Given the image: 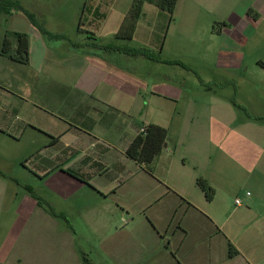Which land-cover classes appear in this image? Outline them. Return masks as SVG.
Wrapping results in <instances>:
<instances>
[{
    "label": "crops",
    "instance_id": "1",
    "mask_svg": "<svg viewBox=\"0 0 264 264\" xmlns=\"http://www.w3.org/2000/svg\"><path fill=\"white\" fill-rule=\"evenodd\" d=\"M133 2L96 0L90 28L100 18L106 23L122 4L111 31L115 39ZM260 29L264 0H178L172 21L146 3L131 40L137 47L117 45L159 52L187 69L100 51L97 41L52 39L31 23L25 31L0 30V52L6 32H18L29 36L30 53L27 65L0 54V135L32 142L25 170L34 164L37 177L51 183L43 201L48 209L27 197L14 224L7 197L16 180L0 171V264H85L91 249L102 255L96 262L86 258L90 264H157V250L143 246L137 230L142 210L150 212L154 241L180 231L181 264H264V88L241 89L231 74L224 86H186L191 71L201 84L208 81L182 57L209 36L220 42L219 72L239 70L242 49ZM140 79H148L145 87ZM195 94L211 96V103L194 100ZM150 125L166 129L168 137L156 160L143 167L127 150ZM239 174L248 181L246 193L235 188ZM145 179L157 194L141 205ZM199 180L214 190L212 201ZM127 194L135 196L137 208L124 201ZM34 217L37 230L31 228ZM68 222L84 227L79 232Z\"/></svg>",
    "mask_w": 264,
    "mask_h": 264
},
{
    "label": "rangeland",
    "instance_id": "2",
    "mask_svg": "<svg viewBox=\"0 0 264 264\" xmlns=\"http://www.w3.org/2000/svg\"><path fill=\"white\" fill-rule=\"evenodd\" d=\"M11 1L18 2L25 10L34 14L37 20L47 29L49 28L51 31L61 33L64 39H68L72 42H85L86 40H90V38H92L91 34L94 32L96 35H98V40L102 41V43H104V41L114 43L115 39L114 36L112 37L111 31L114 29L113 25H116L119 22V17L117 14H115V12L123 10L121 9L122 4L114 6L111 10L112 14H109L108 21L105 23L100 18L96 22L95 26H93L92 30L89 25V22L91 21L90 10L94 5H96V0ZM98 5L99 4H97V6ZM81 21H83L82 25ZM30 23L31 22L29 19L23 13L14 11L11 16L6 14L1 15L0 30L1 32L3 30L25 31L27 26H30ZM108 30H110V32H108V34L111 35L110 38L107 34ZM257 34V40L255 39L250 41L249 46L242 49V54L245 55V59L242 64V68L239 70H222L219 72L216 65L217 52L220 49V42L211 40L209 36H206L203 46L185 48L184 56L182 57L185 58L190 66L194 67L196 71L199 72V75L203 78V80L208 81L207 85L201 84L202 82L197 77H195L193 75L194 73L191 71V73L185 74L186 86L189 85L190 87L204 88L212 87L216 83H222V86H224V83L227 81L226 77L231 74L236 77V81L241 87H243L241 89L245 90L254 87L264 88V70L260 64V61H264V38L261 37V35L264 34L263 29H260ZM131 40L126 42V44H130L129 46L132 47H137L138 43H133ZM81 53L84 52L81 51ZM141 69L144 71L143 73L149 71L148 67H142ZM146 80L140 79L141 84L144 87L148 82ZM174 82L175 86H181L178 84L179 80ZM191 98L196 101L201 100L202 102H207V104L211 103V96L209 95L205 96V94H195L192 95ZM33 149L34 144L27 139L21 141L20 143H15L0 135V171L7 173L11 179L17 181L16 184V181L14 182V187L12 190H9L7 197V209H9L12 215V221L14 224L17 222V212L22 206V202L25 198H33L42 207H46L44 202L48 200L47 191L45 190H47L46 187H48V184H51L50 181L48 184H46L37 177V171L34 164H27L28 169L25 170L27 163L26 161L29 159V154L31 151H33ZM243 173L240 172L241 175ZM240 174L235 179V188L243 189V191L246 193L248 181L242 178ZM140 188L141 196L137 198H140L141 205H144L145 202L151 201L153 196L157 194V187L146 179L143 180ZM134 199L135 196H132V194H127L124 196V201L128 204H133L135 202ZM237 199H240L241 202L243 200L241 195H239ZM90 201L85 202L83 205L88 204ZM135 206L136 208L138 207L137 201L135 202ZM149 214L150 212L142 210L141 215H139L137 218V221L142 220L140 228H137V230H140L142 237H144L143 240L141 239V244H143V246L144 244H147L148 246L154 247L157 250V264H167V261L165 260V254H168L169 256L168 264H181L183 258L181 252L179 251L180 231H177V228H174V230L176 229V232L171 230L163 235V239L154 241L153 238H151V235H149L153 230V224L148 218ZM35 215L36 213L34 216ZM31 222H33L32 224L29 223L31 224V228L35 225V230H37V217H34ZM64 224L66 223L64 222ZM67 225H72L79 232L84 227L83 224L73 222L72 224L68 222ZM138 225L139 224H136V226ZM92 240L95 247H98L97 243H100V240L95 235ZM155 242L157 243L154 244ZM100 255L102 254L99 249H91L86 255L83 256V261L85 262V257L96 262ZM85 264L87 263L85 262Z\"/></svg>",
    "mask_w": 264,
    "mask_h": 264
},
{
    "label": "trees",
    "instance_id": "3",
    "mask_svg": "<svg viewBox=\"0 0 264 264\" xmlns=\"http://www.w3.org/2000/svg\"><path fill=\"white\" fill-rule=\"evenodd\" d=\"M146 3L154 5L161 12L166 13L170 21H172L178 0H134L130 12L126 16L121 29L115 36V42L102 44L99 40L94 38V34H91L92 38H90V40L99 42L97 44H93L94 48L105 52H121L127 55L142 56L149 60L163 62L168 65L180 66L187 69V67L180 61L162 60L159 52L157 54H153L149 50L127 49L117 45L120 41H130L133 39L137 22L142 15L143 6ZM14 11L23 13L42 35L52 39H64L62 35H53L48 32L44 28V25L37 20L36 16L25 10L18 2L0 0V15H11ZM251 13L252 12H250V14ZM82 24L83 21H81V25ZM0 54L2 57L16 63L23 65L29 64V36L25 33L6 32ZM167 137L168 132L166 129L157 125H150L146 127L145 133H140L139 136L132 142L127 150V156L143 167H149L165 148ZM198 185L206 194L207 200L212 201L214 197V190L211 189L204 180H199ZM84 259L87 264H90L85 257Z\"/></svg>",
    "mask_w": 264,
    "mask_h": 264
},
{
    "label": "built area",
    "instance_id": "4",
    "mask_svg": "<svg viewBox=\"0 0 264 264\" xmlns=\"http://www.w3.org/2000/svg\"><path fill=\"white\" fill-rule=\"evenodd\" d=\"M146 132V127H143L142 129H141V131H140V133H145ZM241 200L240 199H236L235 200V204H236V206H241Z\"/></svg>",
    "mask_w": 264,
    "mask_h": 264
}]
</instances>
